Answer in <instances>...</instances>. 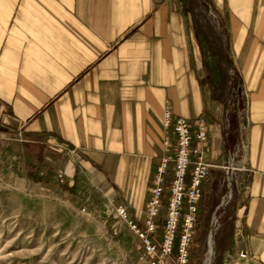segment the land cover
<instances>
[{
	"label": "crops",
	"instance_id": "obj_1",
	"mask_svg": "<svg viewBox=\"0 0 264 264\" xmlns=\"http://www.w3.org/2000/svg\"><path fill=\"white\" fill-rule=\"evenodd\" d=\"M207 2L242 78L241 106L212 86L200 28L179 0H0V130L72 149L142 226L176 141L164 111L171 123L187 118L193 135L203 119L213 167L197 210L218 187L207 179L232 165L237 253L264 264V0Z\"/></svg>",
	"mask_w": 264,
	"mask_h": 264
},
{
	"label": "rangeland",
	"instance_id": "obj_2",
	"mask_svg": "<svg viewBox=\"0 0 264 264\" xmlns=\"http://www.w3.org/2000/svg\"><path fill=\"white\" fill-rule=\"evenodd\" d=\"M179 1L200 28L198 37L212 86L224 103L241 106L242 78L229 56L220 18L207 0ZM228 167L225 164L213 175L217 177L213 183L207 179L209 186L218 187L197 210L189 264H257L237 253L239 185L233 169L229 182ZM105 185L102 174L86 168L69 147H47L25 141L13 131H1L0 264H142V243L129 225V220L137 222L129 218L125 204L113 200ZM228 192L230 198L223 205ZM119 206L125 208V218ZM162 208L165 218V203ZM215 219L214 253L208 263V237ZM156 220L159 238L163 222ZM138 227L144 229V219Z\"/></svg>",
	"mask_w": 264,
	"mask_h": 264
},
{
	"label": "built area",
	"instance_id": "obj_3",
	"mask_svg": "<svg viewBox=\"0 0 264 264\" xmlns=\"http://www.w3.org/2000/svg\"><path fill=\"white\" fill-rule=\"evenodd\" d=\"M163 123L166 128L172 125V131L176 135L174 150L172 154L161 158L153 177L151 194L146 205L144 229L131 220L129 225L141 240L142 264H188L197 221V203L202 196V183L213 167L201 146L206 143L207 127L203 119H198L197 130L193 135L188 119L178 116L171 123L167 109L164 111ZM194 138L196 144H193ZM164 144L168 145L169 140H165ZM169 168L171 177L167 182ZM165 189L168 191L166 202ZM164 203L165 218L160 237L157 238L156 219ZM118 212L126 217L123 206L118 207ZM240 256H244V253L240 252Z\"/></svg>",
	"mask_w": 264,
	"mask_h": 264
},
{
	"label": "bare ground",
	"instance_id": "obj_4",
	"mask_svg": "<svg viewBox=\"0 0 264 264\" xmlns=\"http://www.w3.org/2000/svg\"><path fill=\"white\" fill-rule=\"evenodd\" d=\"M231 171H232V165H230L227 169V175H228L229 182H231ZM229 185H230V183H229ZM229 198H230V192L227 193V196L223 200L222 204L225 205ZM215 221H216V219L212 223L211 231L209 232V237H208V263L211 262L212 256L214 253V232L216 229L215 228L216 227Z\"/></svg>",
	"mask_w": 264,
	"mask_h": 264
},
{
	"label": "trees",
	"instance_id": "obj_5",
	"mask_svg": "<svg viewBox=\"0 0 264 264\" xmlns=\"http://www.w3.org/2000/svg\"><path fill=\"white\" fill-rule=\"evenodd\" d=\"M188 174H189V171H188ZM188 176H189V175H187L186 180H188ZM164 211H165V208H162V209L160 210V214H159V216H158V221H159L160 224L163 222ZM183 212H184V208H182V213H183ZM188 264H189V263H188Z\"/></svg>",
	"mask_w": 264,
	"mask_h": 264
}]
</instances>
